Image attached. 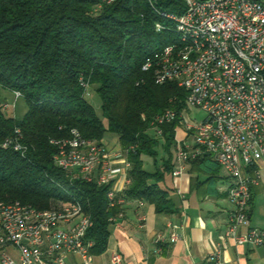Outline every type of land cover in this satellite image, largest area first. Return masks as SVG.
<instances>
[{
    "label": "trees",
    "instance_id": "1",
    "mask_svg": "<svg viewBox=\"0 0 264 264\" xmlns=\"http://www.w3.org/2000/svg\"><path fill=\"white\" fill-rule=\"evenodd\" d=\"M182 0H0V86L17 91L27 106L21 119L0 103V202H20L38 210L57 201L78 200L92 225L85 242L93 256L107 249L110 227L121 207H110V185L71 179L56 166L51 140L77 129L100 143L106 133L117 136L130 163L127 199L167 212L170 200L159 187L172 170L175 128L187 93L174 82L157 84L142 71L145 60L176 38L161 13L179 15ZM165 30L157 32L155 24ZM93 87L99 117L85 97L79 79ZM176 119L159 128L152 120L164 111ZM11 112V114H8ZM19 130L23 155L1 143ZM154 170L148 172L143 158ZM203 155L190 163L211 161ZM216 163V162H215Z\"/></svg>",
    "mask_w": 264,
    "mask_h": 264
},
{
    "label": "built area",
    "instance_id": "2",
    "mask_svg": "<svg viewBox=\"0 0 264 264\" xmlns=\"http://www.w3.org/2000/svg\"><path fill=\"white\" fill-rule=\"evenodd\" d=\"M114 1L103 0L107 5ZM182 1L181 14H160L172 23L167 30H173L176 38L142 65L157 84L174 82L187 93L175 128L171 174L181 175L187 163L208 155L231 180L227 198L233 208L224 237L236 245H264L261 231L238 232L249 226L251 187L264 178L256 168L259 162L264 164V0ZM155 30L165 27L156 23ZM79 82L86 97L89 86L81 78ZM13 95L15 102L22 98L17 91ZM15 102L1 105L2 109L13 113ZM189 108L202 111L205 118L189 121L185 117ZM175 119V112L166 110L152 120L151 128L160 135L159 127ZM50 143L56 147L54 163L71 179L110 185L109 206L125 204L130 163L123 152L112 153L101 143L84 139L77 129ZM1 147L20 155L26 151L19 130ZM119 159L121 164L116 165ZM247 170L253 175L248 176ZM120 179L122 186H113ZM91 225L75 199L57 201L45 210L17 201L0 202V264H91V243L84 241ZM176 239L173 232L170 241ZM110 263L122 264L121 255L113 252Z\"/></svg>",
    "mask_w": 264,
    "mask_h": 264
},
{
    "label": "crops",
    "instance_id": "3",
    "mask_svg": "<svg viewBox=\"0 0 264 264\" xmlns=\"http://www.w3.org/2000/svg\"><path fill=\"white\" fill-rule=\"evenodd\" d=\"M177 135L184 136L180 128ZM100 143L112 153L122 152L114 134L106 133ZM121 160L115 164L120 165ZM256 168L263 176L264 164L259 162ZM246 173L253 175L251 170ZM121 182L113 186L120 188ZM230 185L231 180L213 160L189 162L177 177L171 172L165 174L159 187L167 193L169 210L157 212L146 201L127 199L110 227L106 251L93 256L91 264H111L113 252L121 255L122 264H264V245H236L224 237L227 215L233 208L227 198ZM251 194L249 226L240 227L238 232L257 229L264 238L263 177L251 187ZM173 232L177 239L171 242ZM72 260L76 262L77 258Z\"/></svg>",
    "mask_w": 264,
    "mask_h": 264
},
{
    "label": "rangeland",
    "instance_id": "4",
    "mask_svg": "<svg viewBox=\"0 0 264 264\" xmlns=\"http://www.w3.org/2000/svg\"><path fill=\"white\" fill-rule=\"evenodd\" d=\"M87 91H88V95L86 96L87 100L93 106L95 113L99 117H101L100 101L94 91V88L89 86ZM1 101H2L1 103L2 105L3 104H9V105L13 104V97H12L11 92H9L8 90L0 86V102ZM3 101H6L7 103ZM15 106L16 107H14L15 108L14 112L12 114L11 112H9L8 114L15 115V118L19 120L20 116L23 113H25L27 106L25 104V101L22 98H19L16 100ZM185 117L191 122H200L205 118V114L198 109L189 108V110L187 109V113ZM143 165H144L145 170H147L148 172H152L154 170L153 164L148 157L143 158Z\"/></svg>",
    "mask_w": 264,
    "mask_h": 264
}]
</instances>
